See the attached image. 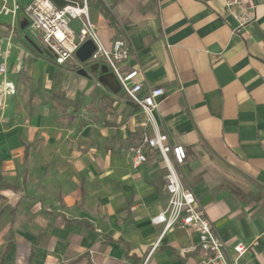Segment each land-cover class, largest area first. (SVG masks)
I'll list each match as a JSON object with an SVG mask.
<instances>
[{
	"label": "crops",
	"instance_id": "1",
	"mask_svg": "<svg viewBox=\"0 0 264 264\" xmlns=\"http://www.w3.org/2000/svg\"><path fill=\"white\" fill-rule=\"evenodd\" d=\"M30 1L19 0L15 20L0 13L16 86L0 100V264H143L163 231L152 218L167 204L168 170L157 149L138 168L129 151L156 130L186 148L175 166L216 232L264 264V0H250L255 20L243 32L223 0H90L103 43H128L123 69L139 71L141 95L165 89L156 126L103 63L60 65L42 53L28 38ZM35 69L42 102L19 84ZM83 96L103 105L80 136L60 113ZM198 241L192 230L168 231L149 263L199 259Z\"/></svg>",
	"mask_w": 264,
	"mask_h": 264
},
{
	"label": "built area",
	"instance_id": "2",
	"mask_svg": "<svg viewBox=\"0 0 264 264\" xmlns=\"http://www.w3.org/2000/svg\"><path fill=\"white\" fill-rule=\"evenodd\" d=\"M0 13L11 16L15 20L22 9L19 0H0ZM228 13L236 22L235 31L243 32L255 20L254 7L250 0H223ZM24 16L33 37L42 53L51 57L57 64L66 65L75 62L79 67L90 63H103L115 74L122 90L149 117V121L156 126V111L165 95V89L156 87L150 89L146 95H141L143 84L138 81L139 71L130 69L125 71L123 65L131 57V49L123 39H117L112 47H107L98 32L97 25L90 17V0H31L23 8ZM79 22V28L73 25ZM38 39V38H37ZM95 46L91 57L82 62L77 57V51L86 42ZM0 38V100L16 93L14 83L6 79L8 72L5 54ZM154 136L145 134L142 141L131 148L134 168L140 167L147 161V150L157 149L162 155L167 167L166 190L168 201L165 208L155 217V226L163 225L159 239L153 243L143 264L149 261L158 248L164 235L176 228H185L197 233L198 244L191 250H199V259L186 258L181 264H249L245 256L250 251V245L238 242L228 246L216 232L213 223L200 209L193 189L182 181L175 164H183L187 157L186 148L181 144L169 143L168 135L158 132Z\"/></svg>",
	"mask_w": 264,
	"mask_h": 264
},
{
	"label": "rangeland",
	"instance_id": "3",
	"mask_svg": "<svg viewBox=\"0 0 264 264\" xmlns=\"http://www.w3.org/2000/svg\"><path fill=\"white\" fill-rule=\"evenodd\" d=\"M30 41L33 40H39L41 39L39 37H30L28 36ZM38 38V39H37ZM44 47H40V50L42 51ZM94 61H90L91 65L93 64ZM107 66V65H106ZM39 68V67H38ZM107 69L108 66H107ZM26 73H28L30 76H27ZM80 73V72H79ZM81 74V73H80ZM109 74L111 77H115V74L113 71L109 69ZM18 79H19V84L22 87H28V97L32 96L35 99H38L40 102L44 101L49 97V94H47L46 89L43 87V75L40 72L39 69H35L34 71H22L18 74ZM67 102V101H66ZM68 103V102H67ZM40 105V103H38ZM103 103L100 100H89V98L83 96L79 103L76 105L75 109L72 108L73 106H68L65 109H62L60 115H62V119H65L66 124L68 121L70 123L68 125H72V121H74V126L76 128L75 131H78V134H83V133H88L89 128L94 126V119L96 115L91 112L93 108L98 109L101 107ZM37 106V105H36ZM75 113V114H74ZM75 115L74 117H71L72 115ZM71 117V118H70ZM98 117V116H97ZM87 136V135H86ZM97 152V151H96ZM130 156L132 158V152L130 148ZM3 251V244L0 245V254Z\"/></svg>",
	"mask_w": 264,
	"mask_h": 264
},
{
	"label": "water",
	"instance_id": "4",
	"mask_svg": "<svg viewBox=\"0 0 264 264\" xmlns=\"http://www.w3.org/2000/svg\"><path fill=\"white\" fill-rule=\"evenodd\" d=\"M94 50H95L94 44L88 41L79 48V50L77 51V57L80 59V61L85 62L91 57ZM97 67L98 66H96L95 69H93V71H96ZM79 72L83 75H87V71L85 69H81Z\"/></svg>",
	"mask_w": 264,
	"mask_h": 264
},
{
	"label": "trees",
	"instance_id": "5",
	"mask_svg": "<svg viewBox=\"0 0 264 264\" xmlns=\"http://www.w3.org/2000/svg\"><path fill=\"white\" fill-rule=\"evenodd\" d=\"M76 69H78L77 67H76ZM139 107V106H138Z\"/></svg>",
	"mask_w": 264,
	"mask_h": 264
}]
</instances>
